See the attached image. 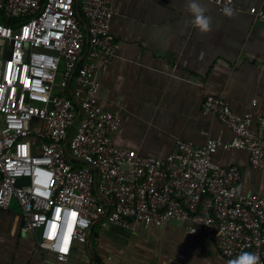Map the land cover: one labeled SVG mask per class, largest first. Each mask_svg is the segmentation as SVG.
Instances as JSON below:
<instances>
[{
	"label": "built area",
	"instance_id": "1",
	"mask_svg": "<svg viewBox=\"0 0 264 264\" xmlns=\"http://www.w3.org/2000/svg\"><path fill=\"white\" fill-rule=\"evenodd\" d=\"M113 1L80 0V17L76 0H0V207L18 201L24 230L55 264H75V245L86 244L101 219L151 226L177 219L223 257L252 252L264 264V192L239 193L241 169L215 160L219 149L246 150L251 165L264 168V116L209 96L203 109L232 130L231 140H178L171 152L147 156L116 146L122 113L99 99V71L118 52ZM209 1L264 22L262 8Z\"/></svg>",
	"mask_w": 264,
	"mask_h": 264
},
{
	"label": "crops",
	"instance_id": "2",
	"mask_svg": "<svg viewBox=\"0 0 264 264\" xmlns=\"http://www.w3.org/2000/svg\"><path fill=\"white\" fill-rule=\"evenodd\" d=\"M264 9V0H235ZM190 0H114L111 30L117 57L99 71L101 105L122 113L112 135L118 147L147 156L171 152L178 140L205 145L228 141L233 132L203 109L209 96L225 99L238 113L264 116V22L247 13L228 16L209 0H197L211 19V30L193 26ZM38 125V124H37ZM223 166H237L236 185L247 195L264 192V168L253 167L246 150L219 149ZM20 204L0 207V264H55L37 237L24 230ZM236 257V256H235ZM216 244L189 234L182 221L163 226L130 221L95 222L86 244H76L75 264H229Z\"/></svg>",
	"mask_w": 264,
	"mask_h": 264
},
{
	"label": "clouds",
	"instance_id": "3",
	"mask_svg": "<svg viewBox=\"0 0 264 264\" xmlns=\"http://www.w3.org/2000/svg\"><path fill=\"white\" fill-rule=\"evenodd\" d=\"M189 11L193 17V26L202 33H207L211 30V19L205 14V8L197 2L190 0ZM225 14L233 15L230 9H225ZM229 264H260L259 257L252 252H241L234 259L229 261Z\"/></svg>",
	"mask_w": 264,
	"mask_h": 264
},
{
	"label": "water",
	"instance_id": "4",
	"mask_svg": "<svg viewBox=\"0 0 264 264\" xmlns=\"http://www.w3.org/2000/svg\"><path fill=\"white\" fill-rule=\"evenodd\" d=\"M76 5H77V12H78V15L80 16V17H82V15H81V11H80V0H76ZM87 33H88V29H87ZM87 49H88V47H87ZM86 49V50H87ZM76 100V99H75ZM80 114H81V112H80ZM80 114H79V116H78V118H77V120H76V122H75V125H74V127L71 129V131H70V134H69V139H70V137L73 135V132H74V130H75V127H76V125H77V123L79 122V120H80ZM69 139H68V141H67V143H66V151H67V156L69 157V158H72V156L69 154V152H68V142H69ZM95 190H96V193L101 197V198H103L104 199V196L98 191V189H97V187H95Z\"/></svg>",
	"mask_w": 264,
	"mask_h": 264
},
{
	"label": "rangeland",
	"instance_id": "5",
	"mask_svg": "<svg viewBox=\"0 0 264 264\" xmlns=\"http://www.w3.org/2000/svg\"><path fill=\"white\" fill-rule=\"evenodd\" d=\"M63 71H64V68L61 67L60 70H59V75H58L57 80H56V84L57 85H60V83H61ZM37 124H40V123L37 122L36 125Z\"/></svg>",
	"mask_w": 264,
	"mask_h": 264
},
{
	"label": "trees",
	"instance_id": "6",
	"mask_svg": "<svg viewBox=\"0 0 264 264\" xmlns=\"http://www.w3.org/2000/svg\"><path fill=\"white\" fill-rule=\"evenodd\" d=\"M71 162H73V163H75V164H77V165H82V163L81 162H78V161H75V160H72V159H69Z\"/></svg>",
	"mask_w": 264,
	"mask_h": 264
}]
</instances>
